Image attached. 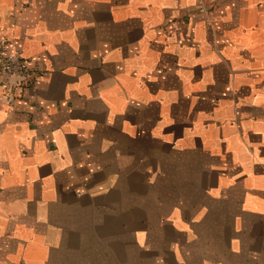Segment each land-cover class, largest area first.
<instances>
[{"label": "crops", "instance_id": "1", "mask_svg": "<svg viewBox=\"0 0 264 264\" xmlns=\"http://www.w3.org/2000/svg\"><path fill=\"white\" fill-rule=\"evenodd\" d=\"M0 264H264V0H0Z\"/></svg>", "mask_w": 264, "mask_h": 264}, {"label": "built area", "instance_id": "2", "mask_svg": "<svg viewBox=\"0 0 264 264\" xmlns=\"http://www.w3.org/2000/svg\"><path fill=\"white\" fill-rule=\"evenodd\" d=\"M4 40H0V83L5 88L6 96L12 97L14 90L29 86L36 74V70L27 66V62L18 51L4 54Z\"/></svg>", "mask_w": 264, "mask_h": 264}]
</instances>
